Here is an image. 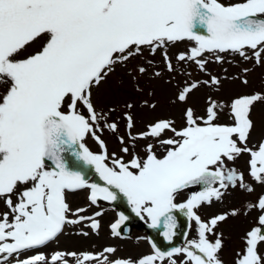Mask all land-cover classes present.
<instances>
[{
    "label": "snow or ice",
    "instance_id": "6c2138e0",
    "mask_svg": "<svg viewBox=\"0 0 264 264\" xmlns=\"http://www.w3.org/2000/svg\"><path fill=\"white\" fill-rule=\"evenodd\" d=\"M210 62L237 72L213 75ZM257 67L264 0H0V264H225L217 230L252 213L229 264H264V137L249 144L264 88L226 102L209 95L202 114L189 103L223 80L247 87ZM144 78L171 86L179 125L163 118L134 131L135 109L157 107ZM104 86L109 103L96 97ZM129 89L135 96L121 99ZM243 156L246 173L235 167ZM82 191L87 206L73 208L69 197ZM232 192L255 196L201 217ZM121 200L168 244L177 213L191 235L167 251L149 239L136 258L111 246L59 249L61 236L99 235L101 202ZM128 219L116 214L113 238H124Z\"/></svg>",
    "mask_w": 264,
    "mask_h": 264
},
{
    "label": "rangeland",
    "instance_id": "374dc122",
    "mask_svg": "<svg viewBox=\"0 0 264 264\" xmlns=\"http://www.w3.org/2000/svg\"><path fill=\"white\" fill-rule=\"evenodd\" d=\"M175 51V50H174ZM224 69H227V74L235 75L237 72L236 67L232 64L225 62L223 64H217L215 62H210L208 65V72L213 75L224 76ZM194 77H198L200 79L207 78L203 74H198L196 72L193 73ZM249 84L247 87H243L238 82H234L231 80H223L222 85L219 91L210 92L206 88H200L196 91L189 103L193 105L198 114H202L205 104L204 100L207 96L211 95L214 99H219L220 101H229L230 98L237 95L238 93H247L253 90H259L264 87V68L257 67L248 76ZM142 86L147 89H151L154 92V97L152 98V102L156 103L157 107L155 110H148L142 108L135 109V120H136V128L134 131H139L144 128V126L153 120L163 119V118H174L177 121V124L181 122V109L179 106H173L170 101L173 98V89L171 86L164 83L163 80H148L144 78L141 80ZM135 96L131 90H128L127 97H121V99L132 98ZM96 97L100 103H109L111 102V94L107 88V86L101 87L97 90ZM263 107V108H262ZM264 109V106L257 105L254 111V118L257 121L256 130L253 132L259 138L264 130V123L261 125V117H260V109ZM264 112V111H263ZM224 118L222 117V121ZM264 122V121H263ZM121 132H123V124H121ZM259 132V133H257ZM108 140L109 151L116 150L117 145L114 140L109 139L107 134L104 137ZM261 138L256 139L253 138L252 141L249 142L251 145L253 142H258ZM89 147L93 150H97V146L91 140L88 142ZM247 156H243L235 162V167L241 171L246 173L247 171ZM256 192H264V188L256 187ZM86 192H79L75 195L69 197V203L73 208L76 207H84L87 206L86 202ZM255 196V193L252 196H249L242 192H232L230 195H227L224 198L223 204H214L212 207H205L200 210V215L202 218H208L212 215L217 214L218 212L224 210L225 208L231 209L233 207H239L242 201L252 200ZM105 209L104 216L101 219V222L104 226H101L99 235H90L88 238H80L76 235H68L61 236L58 241L59 248H67L73 250H83V249H91L98 250L101 247L106 246L105 244L114 243L118 244L117 247H123L122 252L118 253L120 256H137L144 254L143 249L145 246L143 243H138L133 238H130L126 242H121L118 240L111 241L106 233V225L113 219L114 211H116L115 207L111 205H106L103 207ZM98 209H92L91 211H95ZM255 213H252L248 216H238L234 219H230L226 224H222L217 231H222L224 233V249L220 253L221 258L225 261V264H229V261L232 258L233 251L239 247V238L240 236L250 227L251 221ZM191 235V231L190 234ZM136 245L138 247L136 248ZM50 247H57V245H52ZM119 249V248H118ZM120 250V249H119ZM126 250V251H125Z\"/></svg>",
    "mask_w": 264,
    "mask_h": 264
},
{
    "label": "flooded vegetation",
    "instance_id": "af4514ba",
    "mask_svg": "<svg viewBox=\"0 0 264 264\" xmlns=\"http://www.w3.org/2000/svg\"><path fill=\"white\" fill-rule=\"evenodd\" d=\"M114 204L116 205L117 207V211L119 212H122L123 214H125L126 216H128V218L130 217H133V213L130 211L129 208H127L125 205H124V201H117V202H114ZM135 219V223H133V229L135 227L136 230H140L141 233H138L137 235L135 234V236L137 237H143V238H146L147 240L151 239L152 237V234L149 233V231L147 230V225L141 221L138 217H134ZM134 229V230H135Z\"/></svg>",
    "mask_w": 264,
    "mask_h": 264
},
{
    "label": "water",
    "instance_id": "95a60500",
    "mask_svg": "<svg viewBox=\"0 0 264 264\" xmlns=\"http://www.w3.org/2000/svg\"><path fill=\"white\" fill-rule=\"evenodd\" d=\"M180 218L182 220V217H180ZM157 238L159 241H162V239H163L162 235L159 232H157Z\"/></svg>",
    "mask_w": 264,
    "mask_h": 264
},
{
    "label": "bare ground",
    "instance_id": "6f19581e",
    "mask_svg": "<svg viewBox=\"0 0 264 264\" xmlns=\"http://www.w3.org/2000/svg\"><path fill=\"white\" fill-rule=\"evenodd\" d=\"M261 110V109H260Z\"/></svg>",
    "mask_w": 264,
    "mask_h": 264
}]
</instances>
